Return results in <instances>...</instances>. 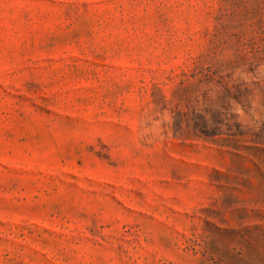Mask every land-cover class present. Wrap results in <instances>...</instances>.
<instances>
[{
	"label": "rangeland",
	"instance_id": "1",
	"mask_svg": "<svg viewBox=\"0 0 264 264\" xmlns=\"http://www.w3.org/2000/svg\"><path fill=\"white\" fill-rule=\"evenodd\" d=\"M0 264H264V0H0Z\"/></svg>",
	"mask_w": 264,
	"mask_h": 264
}]
</instances>
